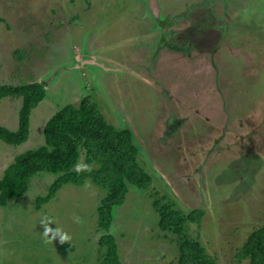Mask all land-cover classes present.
Returning a JSON list of instances; mask_svg holds the SVG:
<instances>
[{
  "label": "rangeland",
  "instance_id": "rangeland-1",
  "mask_svg": "<svg viewBox=\"0 0 264 264\" xmlns=\"http://www.w3.org/2000/svg\"><path fill=\"white\" fill-rule=\"evenodd\" d=\"M139 1L0 0V86L43 83L47 92L32 113L28 142H0V179L18 155L44 144L52 116L89 98L109 125H134L138 164L153 181L146 191L132 189L116 210L110 233L121 263L175 264L176 248L159 231L156 198L186 214L203 209L207 252L220 264H248L234 259L264 225V0H218L211 10L205 3L187 14L189 0H155L162 18L176 20L159 52L163 27ZM88 53L126 75L78 67ZM21 105V98L3 99L0 126L17 130ZM87 168L83 156L77 170ZM56 179L39 175L21 200L0 206V264L102 259L97 210L106 192L91 181L65 185L37 210ZM49 220L67 242L43 235Z\"/></svg>",
  "mask_w": 264,
  "mask_h": 264
},
{
  "label": "trees",
  "instance_id": "trees-1",
  "mask_svg": "<svg viewBox=\"0 0 264 264\" xmlns=\"http://www.w3.org/2000/svg\"><path fill=\"white\" fill-rule=\"evenodd\" d=\"M45 87L43 83L0 86V104L7 97L22 99L18 129L11 131L0 126V142L13 146L28 142L32 113L47 97ZM43 139L42 146L18 155L4 170L0 206L6 207L12 199L21 200L39 175L52 174L57 179L48 194L37 199V210L51 202L65 185L82 187L91 181L106 192L97 210L98 230L104 233L98 244L105 248L97 264H122L116 238L110 233L116 210L124 205L132 189L146 191L153 183L138 164L140 150L130 132L109 125L98 106L85 98L78 106L68 104L52 116L44 126ZM83 156L88 168L78 171ZM152 202L159 218V231L176 248L175 264H220L200 240L199 231L206 215L203 209L186 214L164 200L153 198ZM192 225L197 226L196 236L191 234ZM234 261L264 264V225L250 233L237 249Z\"/></svg>",
  "mask_w": 264,
  "mask_h": 264
},
{
  "label": "flooded vegetation",
  "instance_id": "flooded-vegetation-1",
  "mask_svg": "<svg viewBox=\"0 0 264 264\" xmlns=\"http://www.w3.org/2000/svg\"><path fill=\"white\" fill-rule=\"evenodd\" d=\"M140 1H142V3H143V5L146 7L147 6V10L144 12L145 14H146V16H150L153 20H155L156 21V23L157 24H161L162 25V27L163 28H160V31H161V33H162V39L156 44V48H157V51L159 52L160 51V48L161 47H163V46H167L166 44H164V41H162L163 40V38L166 36H169V34H170V32H168V30L170 29V26L173 24V22H176V20L174 19V20H170V19H167V18H162L161 16H160V14H159V12L158 11H160V8H159V6H158V4H154L155 3V0H140ZM140 1H139V3H140ZM172 1V0H171ZM191 1L192 0H189L188 1V3H190V5H188L187 4V6H186V14L187 13H189L191 10H193L195 7H201V8H203L202 6L205 4V3H209L208 5H209V8H210V10H211V7L210 6H213V5H215L217 2L216 1H218V0H210L209 2H206V0H203V3H202V0L200 1V2H198V3H191ZM211 1H214L213 3H210ZM225 2H227L226 0H224ZM192 5V6H191ZM143 9V8H142ZM185 14V15H186ZM180 17L181 16H179L178 18H176V19H180ZM182 18V17H181ZM186 18H188V17H186ZM217 18V17H216ZM215 18V19H216ZM189 19V18H188ZM218 20V19H217ZM225 20V27L229 24V19L228 18H225L224 19ZM76 21H74V22H72V23H75ZM177 22H180V21H177ZM79 22H76L75 24H78ZM62 23H60V25H61ZM156 24V25H157ZM219 24V22L217 23V25ZM67 24H65V25H63V27H65ZM68 27V26H67ZM66 27V28H67ZM222 25L220 24L219 25V30H222ZM227 28V27H226ZM180 30H178V31H173L172 33V35L174 36V35H176L178 32H179ZM219 33H221L220 31H218ZM185 33V32H184ZM223 41V40H222ZM215 51V50H214ZM213 51V52H214ZM88 56H89V58H88V60L87 59H83V57L81 56V57H78V59L80 60V64H79V66L78 67H81L80 65L81 64H84V67L83 68H87V67H89V68H91V71H92V73H94L95 75H97V73H98V71L99 70H101L102 72V75H104V74H109V72H112V71H117V72H119L120 74H122V75H126V74H124V72H123V70H121V69H115V68H113V67H111V66H106L105 65V63L104 62H100V59H99V57H98V55L97 54H93V53H88ZM212 58H214V56L212 57ZM213 63H215V58L213 59ZM85 66H87V67H85ZM144 70H146V69H144ZM147 70H149V69H147ZM150 74H152L151 73V71L149 70V75ZM94 77H96V76H94ZM163 89H164V87H163ZM124 130H127V131H129L130 132V134H131V136H132V139L135 141V137H136V135H135V127H134V125L133 124H131V123H129L128 121H126L125 122V127L123 128ZM136 143V142H135Z\"/></svg>",
  "mask_w": 264,
  "mask_h": 264
},
{
  "label": "clouds",
  "instance_id": "clouds-1",
  "mask_svg": "<svg viewBox=\"0 0 264 264\" xmlns=\"http://www.w3.org/2000/svg\"><path fill=\"white\" fill-rule=\"evenodd\" d=\"M51 223H53V221H51V220L47 221V223L42 221V224L44 227L43 235L52 241L59 238V241L61 243L67 242L70 239V237L66 233L61 232V230L58 228H56V229L51 228L49 226Z\"/></svg>",
  "mask_w": 264,
  "mask_h": 264
}]
</instances>
